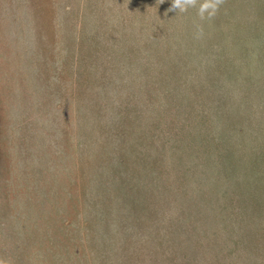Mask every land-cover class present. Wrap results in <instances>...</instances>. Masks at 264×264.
<instances>
[{
	"label": "trees",
	"instance_id": "obj_1",
	"mask_svg": "<svg viewBox=\"0 0 264 264\" xmlns=\"http://www.w3.org/2000/svg\"><path fill=\"white\" fill-rule=\"evenodd\" d=\"M27 3L60 126L33 155L23 122L17 159L37 165L15 169L2 108L0 258L264 263V0H225L203 21L171 0ZM37 235L65 251L42 252Z\"/></svg>",
	"mask_w": 264,
	"mask_h": 264
},
{
	"label": "rangeland",
	"instance_id": "obj_2",
	"mask_svg": "<svg viewBox=\"0 0 264 264\" xmlns=\"http://www.w3.org/2000/svg\"><path fill=\"white\" fill-rule=\"evenodd\" d=\"M27 2L28 0H11L10 2L0 0V18H2L0 33L3 35L2 44L0 45V70L2 72L4 70V79L7 82L0 84V105L2 104L0 107V120L1 115L3 116L2 108L7 105L8 117L5 120L3 118L1 126L2 141L5 145H11L12 163L15 169L21 168L24 164H28L30 167L37 165L34 156L31 157L30 162L17 159L16 141L22 133L23 122L28 120L31 122L30 128L33 125L35 126L31 132V140L34 143V148L31 149L34 152L33 155L39 151L41 145L51 143L52 138L49 136L48 131L53 126H60L59 121H57V113L48 109L47 94L44 93L46 85H41L37 79L35 26L30 21L31 15L28 11L29 4ZM17 15L20 17L19 19L16 17ZM46 30L49 32L50 28L46 26ZM22 73L25 77L23 81L26 82L24 85H21L22 82H20ZM23 89L28 94L25 98L24 95H21ZM31 111L34 113L29 118L28 115ZM4 121L7 122L6 125ZM257 214L259 217L264 218V209H260ZM41 236L37 235V239L41 242L43 240L48 242L47 245H41L40 250L42 252L49 253L51 249L55 253L65 251L63 245L58 243L50 245L49 239ZM12 237L15 241L14 244L19 245L20 241H24L27 237H35V234L15 233ZM33 247V245H25L22 250L29 252ZM59 264L84 263L69 260L68 262L60 261ZM89 264H95V261L92 259Z\"/></svg>",
	"mask_w": 264,
	"mask_h": 264
},
{
	"label": "clouds",
	"instance_id": "obj_3",
	"mask_svg": "<svg viewBox=\"0 0 264 264\" xmlns=\"http://www.w3.org/2000/svg\"><path fill=\"white\" fill-rule=\"evenodd\" d=\"M164 0H160V4ZM225 3V0H171V6L167 12L186 13L190 8L196 9V14L201 21L213 19L218 13L220 7ZM203 35V28L200 25L196 26V39ZM0 264H12L10 258H0Z\"/></svg>",
	"mask_w": 264,
	"mask_h": 264
}]
</instances>
